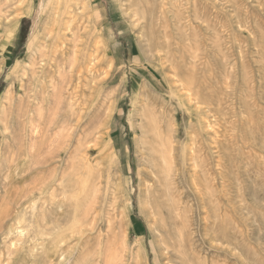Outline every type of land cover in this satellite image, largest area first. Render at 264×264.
<instances>
[{
    "label": "rangeland",
    "instance_id": "obj_1",
    "mask_svg": "<svg viewBox=\"0 0 264 264\" xmlns=\"http://www.w3.org/2000/svg\"><path fill=\"white\" fill-rule=\"evenodd\" d=\"M81 2L74 45L97 49L99 65L93 82L83 78L82 118L70 129L67 103L57 106L51 90L45 114L34 102L18 112L38 91L31 60L54 70L44 42L29 50L32 37L51 32L49 0H0V264H264V0ZM6 94L21 97L11 107ZM138 115L148 134L153 119L165 137L177 130L168 175L153 185Z\"/></svg>",
    "mask_w": 264,
    "mask_h": 264
},
{
    "label": "bare ground",
    "instance_id": "obj_2",
    "mask_svg": "<svg viewBox=\"0 0 264 264\" xmlns=\"http://www.w3.org/2000/svg\"><path fill=\"white\" fill-rule=\"evenodd\" d=\"M87 1V0H86ZM14 2V1H13ZM28 2V1H27ZM25 3H26V1H25ZM127 3V2H126ZM3 4V3H2ZM11 4V3H10ZM81 4H82V2H81V0H49V5H50V9H51V32H50V34L49 35H46V34H41V35H39V39L36 37V36H34V37H32V39H31V41L29 42V50H30V48L32 49V48H34V46L36 45V44H39V43H43V44H46L45 45V49L47 50V55L45 56V57H47L49 60H51V61H53V63H54V70H53V72L52 73H50V72H46L45 73V71L43 70L44 69V67H40V68H35L36 67V65H37V63H35V62H38L37 60H35V62L34 61H32V60H34V59H32L31 60V64L29 65V67H30V69H31V77H32V81H34V83H33V88H36V90H38V91H36V93L34 92V90L32 89L31 91L33 92V95H32V97L30 98V96H27V98H26V102H25V105L24 106H22L21 107V110H19L18 112H22V110L25 112L26 110H24L26 107H28L29 109H30V106L33 104V102H34V104L35 105H38V103H40V107L37 109V116H41V113L44 111V109L42 110V108H41V104L43 103V102H45L46 101V96H48L49 95V93L51 92V94L52 95H50V97L52 96V98H53V102L57 105V106H63L64 104H66L67 103V111H66V115L65 116H67L66 118L64 117V119H66V120H64V122H63V119H62V124L64 123V124H66L67 123V121L68 122H70L69 124H70V126H68V127H70V129L71 128H77L78 126H79V124H80V120H81V118H82V115L81 114H77L79 111H80V109L78 110L77 109V105H78V102H77V104H76V99H77V95H78V93H79V89L81 88V85H82V83H83V78H88L90 81H92L93 82V80H94V78H95V74H96V68H97V66L99 65V54H98V50L96 49V50H94V51H85V50H83V48H78L77 47V44L76 45H74V42H76V38H75V31L74 30H76V31H78L79 30V26L77 27V22H78V20H80L79 18H80V16H81V14H82V10L83 9H85V5L83 6V4H82V7H81ZM6 5V4H5ZM48 5V6H49ZM8 6V5H7ZM6 6V7H7ZM45 12V11H44ZM135 15V14H134ZM94 19V18H93ZM8 21V20H7ZM95 21V20H94ZM96 23V22H95ZM136 23V22H135ZM83 24V23H82ZM79 25V24H78ZM86 26H88L87 24H85ZM192 27V26H191ZM49 28V29H50ZM81 28V27H80ZM38 30V29H37ZM42 30V29H41ZM44 31V30H43ZM80 31H81V29H80ZM85 31V30H84ZM141 31V30H140ZM45 32V31H44ZM65 32H66V34H67V32H68V34L71 36V38H72V40H71V42H72V46H71V44H70V46H71V51H70V49H69V52H68V54H67V59H65V53H64V46L63 45H66L65 44V40H66V37H67V35L65 34ZM46 33H48V32H46ZM85 33V32H84ZM47 37H46V36ZM92 35V34H91ZM69 36V37H70ZM142 38V37H141ZM78 39V38H77ZM80 41V40H79ZM79 43V42H78ZM97 43V42H96ZM98 43H100V41L98 42ZM69 44V43H68ZM79 44H81V43H79ZM94 44V43H93ZM197 44V43H196ZM197 47V46H196ZM43 49V48H42ZM41 49V50H42ZM40 51V50H39ZM41 52V51H40ZM39 52V53H40ZM38 53V54H39ZM29 54V53H28ZM35 54V53H34ZM56 54H59L60 56H58V57H60L59 59L57 58V55ZM103 54V53H102ZM101 55V54H100ZM168 56V55H167ZM195 57V56H194ZM28 58V57H27ZM37 58H39V57H37ZM39 60V59H38ZM62 61V62H61ZM24 62V61H23ZM39 63H40V61H39ZM196 63V62H195ZM23 64V63H22ZM43 64V63H42ZM111 64V63H110ZM44 65V64H43ZM24 67H26V66H24ZM103 67V66H102ZM22 68V67H21ZM111 69V68H110ZM120 70V69H119ZM28 71V70H27ZM103 71V70H102ZM25 72V71H24ZM29 72V71H28ZM30 73V72H29ZM29 73H27V74H29ZM23 74H25V73H23ZM84 76H86V77H84ZM109 76V75H108ZM107 76V77H108ZM24 77H26L25 75H24ZM100 77V76H99ZM28 78V77H27ZM48 79V80H47ZM86 79H85V81H86ZM99 79V78H98ZM18 80H20L19 78H18ZM17 80V81H18ZM104 80H105V78H104ZM104 80H103V82H104ZM113 80V79H112ZM96 81V80H95ZM102 80H101V78H100V82H101ZM195 81V80H194ZM25 82V81H24ZM91 83V82H90ZM10 84V83H9ZM22 85H23V83H21ZM31 84V83H30ZM88 84V83H87ZM95 84V83H94ZM97 84V83H96ZM102 84V83H101ZM22 85H21V87H22ZM98 85V84H97ZM93 86L94 85H92V86H90V88L92 89L93 88ZM100 87V86H99ZM123 87V86H122ZM196 87V86H195ZM18 88V87H17ZM38 88V89H37ZM88 88V87H87ZM96 88V87H95ZM119 88H121V86L119 87ZM94 89V88H93ZM51 90V91H50ZM97 90V89H96ZM21 91V90H20ZM50 91V92H49ZM87 91H89V90H87ZM92 92H94L93 90H91ZM100 91V90H99ZM103 91V90H102ZM101 91V92H102ZM81 92V91H80ZM97 92V91H96ZM104 92H107L106 90L104 91ZM10 93V92H9ZM9 93H7L8 95H9ZM83 93V92H82ZM172 93H173V90H172ZM175 93V92H174ZM195 93H197V92H195ZM7 94H6V96H7ZM80 94V93H79ZM96 94V93H95ZM105 93H103V94H101V95H104ZM26 95V94H25ZM27 95H29V93L27 94ZM82 95V94H81ZM92 95V94H91ZM100 95V96H101ZM109 95H110V93H109ZM5 96V97H6ZM19 97H21L20 96V94L18 95ZM18 96H15V95H10V97H8V102H10V106H11V104H13V101L14 100H16V99H19L18 98ZM105 96H107V94L105 95ZM189 96V95H188ZM198 96V95H197ZM102 97V96H101ZM100 97V98H101ZM23 98V97H22ZM25 98V97H24ZM92 98V97H91ZM94 98V97H93ZM85 99V98H84ZM107 99V98H106ZM134 99V98H133ZM7 100V99H6ZM179 100V99H178ZM178 100H177V102H178ZM188 100V104H190L191 105V99L190 98H188L187 99ZM84 101V100H83ZM87 101V100H86ZM88 101H90V99L88 100ZM170 101V100H169ZM184 101V100H183ZM18 102V101H17ZM66 102V103H65ZM100 102H101V100H100ZM182 102V101H181ZM88 103V102H87ZM87 103H85V105L87 104ZM9 104V103H8ZM48 104H51L50 102H48ZM100 104V103H99ZM180 104V103H179ZM182 104H184V102L182 103ZM46 105V104H45ZM83 105V104H82ZM141 105V104H140ZM77 106V107H76ZM104 106V105H103ZM142 106V105H141ZM176 106V105H175ZM174 106V107H175ZM192 106V105H191ZM194 106V105H193ZM193 106H192V108H193ZM12 107V106H11ZM32 107V106H31ZM45 107V106H44ZM63 107H65V106H63ZM65 107V108H66ZM84 107V106H83ZM47 108H49V107H47ZM58 108H60V107H58ZM85 108H86V106H85ZM99 108H100V106H99ZM182 108V107H181ZM11 109V108H10ZM28 109V110H29ZM32 109V108H31ZM45 109H46V107H45ZM104 109V108H103ZM144 109V108H143ZM190 109H191V107H190ZM9 110V109H8ZM101 110V109H100ZM177 110V109H176ZM180 110V109H179ZM32 111H33V109H32ZM42 111V112H41ZM59 111V110H58ZM78 111V112H77ZM95 111V110H94ZM99 111V110H98ZM98 111H96V112H98ZM103 111V110H102ZM182 111V110H181ZM10 112V111H9ZM46 112V111H45ZM45 112H43L44 114H45ZM48 112V111H47ZM56 112V111H55ZM65 112V111H64ZM81 112V111H80ZM93 112V111H92ZM106 112V111H105ZM112 112V111H111ZM6 113V112H5ZM28 113V112H27ZM193 113V112H192ZM195 113V112H194ZM4 114V113H3ZM2 114V115H3ZM8 114H10V113H8ZM7 114V115H8ZM32 114V113H31ZM57 114H58V112H57ZM56 114V115H57ZM60 114H63L62 112L60 113ZM99 114V113H98ZM101 114V113H100ZM104 114V113H103ZM171 114V113H170ZM1 115V116H2ZM28 115V114H27ZM33 115H35L34 114V112H33ZM77 115H78V117H77ZM155 115V114H154ZM164 115H165V113H164ZM14 116V115H13ZM43 116V115H42ZM59 116V115H58ZM89 116V115H88ZM111 116V115H110ZM156 117H157V115H155ZM205 116V115H204ZM4 117V115L2 116V118ZM10 116H8V118H9ZM29 118H30V116H28ZM57 117V116H56ZM63 117V116H62ZM87 117V116H86ZM155 117V118H156ZM6 118V117H5ZM27 118V117H26ZM25 118V119H26ZM58 118V120H59V117H57ZM68 118V119H67ZM91 118V117H90ZM89 118V120H91ZM103 118V117H102ZM136 118V117H135ZM203 118V117H202ZM1 119V118H0ZM15 119V118H14ZM33 119V118H32ZM93 119V118H92ZM104 119H106V118H104ZM165 119V118H164ZM203 119H205V118H203ZM11 120H13V119H11L10 118V121ZM27 120H29V119H27ZM186 120V119H185ZM143 121H144V118H143V116L142 115H138V119H137V122L135 121V123H137L136 124V126H135V128L134 129H136V131L138 130L140 133H141V136L140 137H143V138H148V136L151 138V140L149 141V139L147 140V141H149V142H147V143H144L143 141H141V139H140V137H139V139H138V144L139 145H137V147H139V151L143 154V155H145V156H147V159H148V161H147V165H148V169H149V173H150V175H151V177H152V185H153V183L155 182V183H157L158 181H160L161 180V178L164 176V179L163 180H165V178H166V176L168 175L167 173H168V171L170 170V168H171V163H170V161H172V160H174V151H175V144H174V142L175 141H173V139H175V137L174 136H172V134H173V132L175 133L177 130H176V128L175 127H170V133H171V135H170V137H165V135H164V130H163V127H161L158 123H157V120L156 119H153V120H151V122L149 123V124H151V128H152V131L148 134V133H146V132H144L143 131V124H145V123H143ZM189 121V120H188ZM30 122H32V120H31V118H30ZM36 122H37V118H36ZM39 122H41V121H38V124H39ZM87 122V121H86ZM101 122H103V121H101ZM111 122V121H110ZM3 123H5V122H3ZM12 123H13V121H12ZM25 123V122H24ZM50 123H52V122H50ZM54 123V122H53ZM103 123H105V122H103ZM2 124V123H1ZM14 124V123H13ZM35 124V123H34ZM37 124V123H36ZM46 124V123H45ZM63 124V125H64ZM68 124V123H67ZM85 124V123H84ZM108 124V123H107ZM191 124V123H190ZM196 124H197V122H196ZM32 124H30V128L32 127L31 126ZM59 126L61 125V124H58ZM86 125V124H85ZM95 125V124H94ZM98 125V124H97ZM110 125V124H109ZM135 125V124H134ZM186 125V124H185ZM198 125V124H197ZM2 126H3V128H4V124H2ZM7 126V125H6ZM28 126V125H27ZM34 126V125H33ZM104 126V125H103ZM107 126V125H106ZM105 126V127H106ZM207 126V125H206ZM43 127V122H42V124H41V128ZM64 127H65V125H64ZM182 127V126H181ZM186 127H188L187 125H186ZM208 127V126H207ZM12 128H13V125H12ZM84 128H86V127H84ZM95 128V130H96V128L97 127H94ZM5 129H6V127H5ZM15 129V128H14ZM38 129V128H37ZM36 129V127L34 128H32V131H33V133H34V135H33V138L37 141V139H38V137L36 138V136L38 135V130ZM79 129H81V128H79ZM100 129V128H99ZM164 129H165V127H164ZM19 130V129H18ZM44 130V129H43ZM63 130V129H62ZM67 129H64V131L65 132H67L66 131ZM72 130H74V129H72ZM94 129H93V131H95ZM5 131V130H4ZM8 131V130H7ZM26 131V130H25ZM24 131V132H25ZM63 131V132H64ZM90 131H92V130H90ZM89 131V132H90ZM6 132V131H5ZM29 132H31V131H29ZM40 132H41V129H40ZM49 132V131H48ZM64 132V133H65ZM73 132H76V131H73ZM89 132L88 133H86V134H89ZM168 132V131H167ZM179 132V131H178ZM4 133V132H3ZM2 133V134H3ZM44 133V132H43ZM42 133V134H43ZM57 133V132H56ZM67 133H70V132H67ZM72 133V132H71ZM79 133H81V132H79ZM99 133V132H98ZM98 133H96V134H98ZM139 133V134H140ZM10 134V133H9ZM48 134H50V133H48ZM54 134V133H53ZM61 135H62V133H60ZM73 134V133H72ZM91 134V133H90ZM138 134V135H139ZM168 134H169V132H168ZM5 135V134H4ZM29 135H30V133H29ZM40 135V134H39ZM47 135V134H46ZM60 135V136H61ZM67 135V134H66ZM179 135V134H178ZM24 136H25V134H24ZM48 136V135H47ZM60 136H58L57 135V139H58V141H61V140H59L60 138ZM70 136H71V134H70ZM91 136H93V135H91ZM95 136V135H94ZM93 136V137H94ZM7 137V136H6ZM26 137V136H25ZM62 137V136H61ZM72 137H73V135H72ZM81 137V136H80ZM177 137V136H176ZM40 138H41V135H40ZM39 138V139H40ZM45 138V137H44ZM55 138V137H54ZM74 138V137H73ZM78 138V137H77ZM34 139H31V141L33 142V140ZM56 138H55V141L57 140ZM68 139V138H67ZM66 139V140H67ZM92 139V138H91ZM171 139V140H170ZM41 140H42V138H41ZM72 140V139H71ZM74 140L76 141L77 139L76 138H74ZM79 140H80V138H79ZM95 140V139H94ZM170 140V141H169ZM3 141H4V139H3ZM6 141V140H5ZM24 141H25V139H24ZM30 141V142H31ZM57 141V142H58ZM62 141H63V139H62ZM74 141V142H75ZM56 142V143H57ZM68 142V141H67ZM80 142V141H79ZM79 142H77V143H79ZM91 142V141H90ZM89 142V143H90ZM190 142V141H189ZM192 142V141H191ZM26 142H24V144H25ZM36 143V142H35ZM38 143V142H37ZM62 143V142H61ZM69 143H70V141H69ZM82 143V142H81ZM88 143V144H89ZM91 143H93V142H91ZM90 143V144H91ZM102 143H103V146H102V148H108L109 147V140L108 141H102ZM193 143V142H192ZM209 143V142H208ZM33 144H34V142H33ZM50 144H53V141L52 142H49L48 141V145L50 146ZM60 143H58V145H59ZM65 144H67V143H65ZM71 144V143H70ZM69 144V145H70ZM85 144V143H84ZM83 144V145H84ZM180 144V143H179ZM9 145V144H8ZM27 145V144H26ZM31 144H29V146H30ZM39 145V144H38ZM41 145V144H40ZM44 144H42V146H43ZM72 145V144H71ZM79 145H80V143H79ZM25 146V145H24ZM40 147V148H43L44 149V147ZM49 146H48V148H49ZM82 146V145H81ZM191 146V145H190ZM31 147V146H30ZM34 147H35V145H34ZM37 147V146H36ZM74 147H77V146H75L74 145ZM90 147V146H89ZM181 147V146H180ZM24 148V147H23ZM28 148V147H27ZM26 148V149H27ZM32 149H33V147H31ZM63 148H65V147H63ZM62 148V149H63ZM101 148V147H100ZM99 148V149H100ZM101 148V149H102ZM192 148V147H191ZM12 149V148H11ZM11 149H10V151H11ZM14 149V148H13ZM50 149V148H49ZM98 149V150H99ZM19 150V149H18ZM24 150V149H23ZM34 150H37V149H34ZM33 150V151H34ZM66 150V149H65ZM78 150H80V148H79V146H78ZM32 150H30V152H31ZM33 151H32V153L31 154H34L33 153ZM42 151V150H41ZM68 151V150H67ZM97 151V150H96ZM100 151V150H99ZM190 151H191V149H190ZM19 152H20V150H19ZM24 152V151H23ZM71 152V151H70ZM22 153V152H21ZM21 153H19L20 155H21ZM28 153V152H27ZM40 154H41V152H39ZM78 153V152H77ZM81 153H83V150H82V152ZM99 153V152H98ZM138 153V152H137ZM12 154H14V153H11V155ZM15 154H16V152H15ZM14 154V155H15ZM70 154V153H69ZM68 154V155H69ZM94 154V153H93ZM190 154H191V152H190ZM194 154V153H193ZM18 155V154H17ZM35 155V154H34ZM84 155V154H83ZM74 156H76V155H74ZM77 156H78V154H77ZM191 156V155H190ZM73 157V156H72ZM12 158V157H11ZM54 158V157H53ZM74 159H75V157H73ZM92 158V157H91ZM143 158V157H142ZM194 158V157H193ZM74 159H71V160H73V161H75ZM54 160V159H53ZM114 155H113V153L111 154H109L108 156H107V159H106V162H108L109 164H113L114 163ZM144 160V159H143ZM11 161V160H10ZM73 161H70V163H72L71 165L73 166ZM145 161V160H144ZM193 161V160H192ZM194 161H195V159H194ZM34 162V161H33ZM67 162V161H66ZM84 163H85V161H83ZM96 162V161H95ZM189 162V161H188ZM92 163V162H91ZM141 163V162H140ZM77 164H79V162L77 163ZM92 164H94V163H92ZM173 164V163H172ZM70 165V168L72 167ZM85 165H87V164H85ZM84 165V166H85ZM195 165V164H194ZM193 165V166H194ZM79 166V165H78ZM78 166H77V168H78ZM90 166V165H89ZM173 166H174V164H173ZM85 168V167H84ZM94 168V167H93ZM86 169V168H85ZM102 170V169H101ZM29 171V170H28ZM45 171V170H44ZM174 171V170H173ZM62 174V173H61ZM69 175V174H68ZM72 175V174H71ZM78 175V174H77ZM76 175V176H77ZM43 176V175H42ZM86 177H88V176H86ZM66 181V180H65ZM171 181H172V179H171ZM84 182V181H83ZM161 182V181H160ZM160 182H158V183H160ZM54 185V184H53ZM85 185V184H84ZM71 186V185H70ZM16 188V187H15ZM111 188V187H110ZM113 188V187H112ZM111 188V189H112ZM176 188V187H175ZM46 189V188H45ZM84 189H85V187H84ZM116 189V188H115ZM153 189V188H152ZM161 189V188H160ZM159 189V190H160ZM19 190V189H18ZM158 190V191H159ZM16 191V190H15ZM82 191H83V189H82ZM155 191V190H154ZM99 192H100V190H99ZM102 192H103V190H102ZM101 192V193H102ZM159 192H161V191H159ZM28 193V192H27ZM50 193V192H49ZM104 193V192H103ZM102 193V194H103ZM111 194V197H112V199H113V203L115 202V200H116V194H115V192H110ZM157 193V192H156ZM101 195V194H100ZM23 197V196H22ZM49 197V196H48ZM65 197H67V196H65ZM157 197V196H156ZM93 198V197H92ZM97 198V197H96ZM161 198H164L163 196L162 197H160V199ZM87 199V198H86ZM98 199V198H97ZM101 199H99V201H100ZM158 201V200H157ZM163 201V200H162ZM84 202V201H83ZM96 202H98L97 200H95V202L93 203L92 202V204H95ZM111 202V201H110ZM161 201H159V203H160ZM78 203V202H77ZM91 203V202H90ZM100 203H102V200H101V202ZM99 203V204H100ZM163 203H165L164 201H163ZM28 204V203H27ZM50 204V203H49ZM87 204V203H86ZM85 204V205H86ZM158 204V203H157ZM7 205V204H6ZM158 205H160V204H158ZM90 206H91V204H90ZM95 206V205H94ZM94 206H93V209H92V207L91 208H89V209H92V210H94ZM161 206V205H160ZM159 206V207H160ZM84 207H86V206H84ZM163 206H161V208H162ZM164 207H166V203H165V205H164ZM168 207V206H167ZM88 208V207H87ZM97 208H98V206H97ZM85 209V208H84ZM84 209H82L84 212H85V210ZM100 210V209H99ZM107 210V209H106ZM87 211V210H86ZM96 211V210H95ZM103 211H105V210H103ZM114 211H116V208L114 207V209H113V211L112 212H114ZM157 211V210H156ZM217 211V210H216ZM84 212L82 213V214H84ZM88 212V211H87ZM90 212H92V211H90ZM111 212V211H110ZM120 212V211H119ZM151 212H152V210H151ZM95 213V212H94ZM100 213V212H99ZM81 214V215H82ZM87 214V213H86ZM110 215H111V213H110ZM114 215V214H113ZM10 216V215H9ZM111 217V219H110V221L112 220V217L113 216H110ZM170 217V216H169ZM7 218V217H6ZM25 218V217H24ZM93 218V217H92ZM165 218V217H164ZM53 219V218H52ZM115 219V218H114ZM154 220H155V217L153 218ZM156 219H157V217H156ZM81 220H83V219H81ZM88 220H92L91 218L89 219L88 218ZM161 220V219H160ZM87 221V220H86ZM86 221H85V223H86ZM115 222V220H112V222ZM79 222V221H78ZM155 222H158V220H156ZM107 223H109V222H107ZM159 223V222H158ZM162 223V222H161ZM77 224V223H76ZM91 224H92V222H91ZM106 224V223H105ZM104 224V225H105ZM110 224V223H109ZM115 224V223H114ZM117 224H119L118 222H117ZM117 224H116V226H117ZM87 225H89V224H87ZM157 225V224H156ZM79 226H81L80 224H79ZM96 226V225H95ZM121 226V225H120ZM123 226V225H122ZM159 226H160V224H159ZM60 227V226H59ZM107 227V226H106ZM111 227V226H110ZM114 227H115V225H114ZM109 228V229H111V230H113V229H117V227H115V228ZM23 228V227H22ZM33 228V227H32ZM127 228V227H126ZM108 229V230H109ZM115 229V230H116ZM24 230V229H23ZM110 230V231H111ZM121 230V229H120ZM161 230V229H160ZM8 231V230H7ZM80 231V230H79ZM118 231H119V229H118ZM124 231V230H123ZM73 232V231H72ZM77 232V231H76ZM115 232V231H114ZM162 232H164V230H162ZM166 232V231H165ZM107 232H105V234H106ZM111 233V232H110ZM124 233V232H123ZM127 233V232H126ZM21 234V233H20ZM39 234V233H38ZM80 234V233H79ZM119 234V232L117 233V235ZM128 234V233H127ZM81 235V234H80ZM112 235H116V234H113V231H112V234H111V236ZM107 236V235H106ZM119 236V235H118ZM117 236V237H118ZM120 238H125V237H122V234L120 233ZM99 237H101V234H100V236ZM115 237V236H114ZM128 237V236H127ZM41 238V237H40ZM116 238V237H115ZM99 238H97V240H98ZM107 239V238H106ZM112 239H114L113 237H112ZM112 239H110L109 238V240H106V241H110V240H112ZM118 239H119V237H118ZM115 240V239H114ZM65 241H66V239H65ZM105 241V242H106ZM122 241V240H121ZM104 242V243H105ZM115 242V241H114ZM114 242H111L112 244L114 243ZM118 242V244L120 243V240L119 241H117ZM116 242V243H117ZM108 243V242H107ZM106 243V244H107ZM179 244V243H178ZM33 245V244H32ZM87 245V244H86ZM111 245V244H110ZM120 245V244H119ZM131 245V244H130ZM112 246V245H111ZM111 246H110V248H111ZM182 246V245H181ZM115 247V246H114ZM125 247V246H124ZM132 247V246H131ZM177 247H179L178 245H177ZM30 248V247H29ZM119 248V247H118ZM122 248V247H121ZM112 249H114L113 248V246H112ZM116 249V248H115ZM115 249H114V252H115ZM123 249V248H122ZM111 250V249H110ZM117 250H119L120 251V249H116V251ZM108 251H109V249H108ZM112 251V250H111ZM111 251H110V254L111 255H115L113 252V254L111 253ZM118 251V253H120ZM121 252H122V250H121ZM132 252V251H131ZM116 253V252H115ZM32 254V253H31ZM30 254V255H31ZM106 255V254H105ZM107 255H109V254H107ZM110 255V256H111ZM116 255H118L117 253H116ZM32 256V255H31ZM121 256V255H120ZM112 257V256H111ZM114 257H117V256H114ZM108 258H110V257H108ZM118 258H119V255H118ZM29 259V258H28ZM107 259V258H106ZM116 259V258H115ZM114 259V260H115ZM124 259V258H123ZM148 259V258H147ZM168 259V258H167ZM185 259H187V258H185ZM109 260V259H108ZM110 260H112V258H110ZM117 260V259H116ZM120 260H121V258H120ZM120 260H118V261H120ZM182 260V259H181ZM184 260V259H183ZM182 260V261H183ZM122 261V260H121ZM129 261H130V259H129ZM146 261V260H145ZM189 262H190V260H188ZM187 260H186V262L187 263H189ZM108 262H110V261H108ZM185 261H183V262H179V263H184ZM129 263V262H128ZM138 262H136V264H137ZM143 263V262H142ZM108 264V263H107ZM131 264V263H130ZM192 264V263H191Z\"/></svg>",
    "mask_w": 264,
    "mask_h": 264
}]
</instances>
